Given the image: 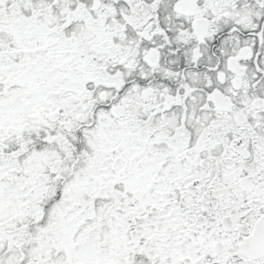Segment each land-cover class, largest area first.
I'll return each mask as SVG.
<instances>
[{
  "label": "snow or ice",
  "instance_id": "1",
  "mask_svg": "<svg viewBox=\"0 0 264 264\" xmlns=\"http://www.w3.org/2000/svg\"><path fill=\"white\" fill-rule=\"evenodd\" d=\"M0 264H264V0H0Z\"/></svg>",
  "mask_w": 264,
  "mask_h": 264
}]
</instances>
